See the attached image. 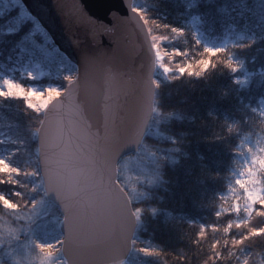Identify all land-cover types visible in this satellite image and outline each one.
Returning a JSON list of instances; mask_svg holds the SVG:
<instances>
[{
  "label": "trees",
  "instance_id": "obj_1",
  "mask_svg": "<svg viewBox=\"0 0 264 264\" xmlns=\"http://www.w3.org/2000/svg\"><path fill=\"white\" fill-rule=\"evenodd\" d=\"M133 5L150 22L151 37H165L159 43L169 53L164 64L171 70L165 75L157 67L149 132L140 151L119 166L118 180L137 217L125 264H264V237L233 245L250 229H264V217L248 216L244 201L235 213L227 199L246 159L264 139V0H133ZM41 29L20 0H0V87L13 79L29 91L65 90L64 77L76 75L75 64ZM205 48L224 51L200 75L179 71L178 65L186 68L203 59ZM40 125L41 114L27 100L0 98V158L38 174L0 182V194L20 205L13 211L0 204V264H16L17 246L32 231L38 239L48 237L46 242L62 239L54 223L49 232L43 224L61 214L40 183ZM126 163L133 167L128 178ZM237 223L246 227L237 229Z\"/></svg>",
  "mask_w": 264,
  "mask_h": 264
},
{
  "label": "water",
  "instance_id": "obj_2",
  "mask_svg": "<svg viewBox=\"0 0 264 264\" xmlns=\"http://www.w3.org/2000/svg\"><path fill=\"white\" fill-rule=\"evenodd\" d=\"M29 14L47 31L58 49L79 69L81 82L85 79L86 58L98 57V64L90 71L95 89L80 85V101L85 104L92 131L98 133L97 142L89 147L71 137L79 172V207L87 221L106 240L105 264H123L133 247L137 217L132 202L122 185H117L119 165L128 155L137 153L149 131L154 114L156 94L155 71L157 59L147 25L133 12V0H21ZM83 8L78 16L77 9ZM94 26V28H93ZM105 28L111 32H105ZM106 65L119 72L122 90L118 110L110 135H105L103 80ZM68 89V86L65 90ZM65 96L53 105V110L66 104ZM41 127V125H40ZM39 127V129H40ZM38 150L41 146L39 130ZM94 161L89 163V160ZM38 169L43 177V161L38 156ZM125 199L123 218L114 213L105 197V189L117 188ZM45 191V188H44ZM62 215L59 233L67 235V212L55 192L46 196ZM71 264L67 249L62 251Z\"/></svg>",
  "mask_w": 264,
  "mask_h": 264
},
{
  "label": "snow or ice",
  "instance_id": "obj_3",
  "mask_svg": "<svg viewBox=\"0 0 264 264\" xmlns=\"http://www.w3.org/2000/svg\"><path fill=\"white\" fill-rule=\"evenodd\" d=\"M13 2L16 3L18 0H13ZM132 10L143 20L144 25L150 23L143 12L138 9ZM82 14L83 8L81 6L77 9V15L80 16ZM41 31L43 32V29ZM148 31L151 33V28ZM172 31L182 35L177 29H172ZM105 32L110 33L111 29L105 28ZM43 34L47 37L46 32H43ZM161 39H165V37L152 36V47L155 49V55L160 67H163L168 72L171 69L163 63L167 53L161 50L159 43ZM49 42H51L50 39ZM223 51V49L213 50L205 48L204 58L196 65L188 64L186 68L180 65L177 67L180 72L200 75L212 66L211 58L220 55ZM172 55L179 56L184 55V53L174 52ZM97 64V56H88L86 65L89 71H86L85 79L81 82L79 69L74 68L75 76L67 75L64 77L68 81V89L66 90L49 87L46 93L36 90L29 91L13 79L4 80L3 87H0V98L25 99L31 110L41 114V127L39 129L41 146L38 150V156L43 161V177L40 179V183L44 185L45 196L50 192H55L67 212L65 218L67 225L66 237L56 244H37L39 252L43 255L44 264H52V259L57 256V253L65 251V249H67L71 257V264H105V257L108 251L105 243L111 237L101 234L91 225L79 207V172L74 167L77 152L71 139V137H75L89 145V147L97 142L98 133L92 131L91 124L87 118L85 104L79 98L81 83L86 89H95V81L91 77L90 71L94 70ZM227 66L233 70H236L237 67L231 61L228 62ZM194 69H199V71H194ZM32 78L35 79V76ZM102 80L105 135L108 136L112 132L117 114V101L122 90V81L119 72L113 69L111 65L104 67ZM62 96L66 97V104H61L59 108L53 110L52 106L60 101ZM93 162L91 159L89 160L90 164ZM21 175L27 178L36 177L38 174L35 171L21 172L19 168L13 167L6 159L0 158V176L5 177L0 182L13 183V178ZM15 183L20 185L19 181H15ZM116 183L119 185L118 179ZM237 184L244 194L243 211L250 217L254 214L264 217V148H261L259 153H253L251 165L245 169L244 178L238 180ZM20 186L26 187V185ZM31 191L36 192L37 189L32 188ZM104 192L106 199L112 206L113 212L123 218L126 197L122 198L118 187L105 189ZM15 195L22 197L23 193L17 191ZM41 203H43L42 200L32 204L33 209L37 207V204ZM0 204H3L4 208L9 210H20L19 204L14 203L2 194H0ZM241 210V204L237 200L232 211L240 213ZM232 227L233 225L230 224L225 231H230ZM235 227L237 229L243 228L246 227V224L237 223ZM215 230L214 228L213 231ZM203 235L204 231L202 230L200 236L203 237ZM258 237H264V229H250L244 240L233 241V245H242L245 241ZM141 251H144L145 255H160L156 251L144 249ZM61 264H69V262L62 261Z\"/></svg>",
  "mask_w": 264,
  "mask_h": 264
},
{
  "label": "rangeland",
  "instance_id": "obj_4",
  "mask_svg": "<svg viewBox=\"0 0 264 264\" xmlns=\"http://www.w3.org/2000/svg\"><path fill=\"white\" fill-rule=\"evenodd\" d=\"M161 50L163 52L167 53V55L164 57V60H163V63H164V61H165L166 57H168L169 53L166 52L165 49L161 48ZM157 67L161 68L164 71L165 75L169 74V71L166 72L163 67H160V64L158 62H157ZM32 90H34V89H32ZM41 93H43V92H41ZM261 148H264V139L261 140L257 144L256 150L254 151V153H259ZM252 156L253 155H251L249 158L246 159V168L249 167V165H251ZM122 166H123V173L125 174V177L126 178L130 177L132 174L133 167L131 165H129V163L123 164ZM244 172H245V169H242V171L240 172L235 184L230 188V190L228 192L227 199L229 201L228 203H230V204H235L237 202V200L244 201V194L239 189L238 184H237L238 180L244 178ZM59 222H60V219L57 217L47 219V221H45L43 223L44 227H45V231H47V232L52 231V228H50L49 223H52V224L54 223L58 229ZM47 238L48 237H45L43 239H38L36 237V233L34 231H32V233L29 234L27 239L26 240L23 239L24 241H22V243H20L17 246L18 249L14 253V258L16 259V264H44L43 255L39 252L37 244L49 245V244H56L60 241L59 239L53 238L52 241L46 242ZM62 261H64L62 254H61V252H58L57 256L52 259V264H61Z\"/></svg>",
  "mask_w": 264,
  "mask_h": 264
}]
</instances>
